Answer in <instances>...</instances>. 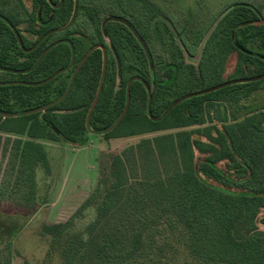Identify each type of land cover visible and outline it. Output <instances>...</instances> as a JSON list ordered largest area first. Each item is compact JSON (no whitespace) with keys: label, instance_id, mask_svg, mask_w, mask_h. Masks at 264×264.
<instances>
[{"label":"trees","instance_id":"trees-1","mask_svg":"<svg viewBox=\"0 0 264 264\" xmlns=\"http://www.w3.org/2000/svg\"><path fill=\"white\" fill-rule=\"evenodd\" d=\"M52 1L58 5L61 0ZM193 3V8L201 4ZM74 8L75 0H64L60 7L47 0H31L30 7L24 0H0V15L17 28L26 49L49 31L66 27ZM191 23L180 22L153 0H79L69 29L25 53L0 18V131L29 138L12 145L19 162L16 181L30 187L22 202L36 198V166L50 172L46 150L37 140L81 146L92 132L110 129L124 112L131 79L150 85L152 115L159 118L179 98L176 92L184 83L196 88L199 79L222 72L234 53L235 71L242 74L237 79L264 74L260 7L235 2L204 28ZM58 40L66 41L39 62ZM96 44L106 47L107 68L89 128L87 115L103 69L100 49L89 55L62 101L24 115L60 99ZM60 70L64 72L51 82L39 85ZM259 92H264V79L233 84L182 101L163 120L153 121L148 91L133 81L127 113L101 135L119 139L172 132L142 139L112 157L109 172L77 212L85 216L88 211V223L80 227L68 221L49 228L48 259L58 258L61 264H171L183 256V264H264V231L259 228L264 225V104L243 115L229 116L220 108ZM14 114L19 116L5 117ZM208 121L218 124L203 127ZM222 163L225 169L219 167ZM34 213L1 215L24 220Z\"/></svg>","mask_w":264,"mask_h":264},{"label":"rangeland","instance_id":"rangeland-1","mask_svg":"<svg viewBox=\"0 0 264 264\" xmlns=\"http://www.w3.org/2000/svg\"><path fill=\"white\" fill-rule=\"evenodd\" d=\"M24 1L30 7L31 0ZM153 1L163 6L180 22L183 23L188 19L193 24L198 23L200 28L206 27L224 7L235 2H248L260 7L264 15V0H200L201 4L198 3L197 8H193L195 0ZM24 34L29 39H34ZM188 61L190 62V59ZM236 66L237 54L234 53L228 58L222 72L199 79L200 83L196 88H191L184 83L183 87L176 92L175 98L179 97L176 100L229 81L248 79H237L242 74L236 73ZM204 68L205 71H209L208 65ZM257 76L260 75L253 77ZM262 104H264V92H259L249 100L242 99L233 105L222 104L220 108L229 116H232V113L243 115L245 111L256 110ZM216 122L208 121L203 127L212 126ZM170 132L172 131L119 139H106L101 134H89L87 143L81 146H74L63 141L37 140L46 150L50 172L41 165L36 166V198L34 202L25 204L22 201L29 193L30 187L26 184L20 185L16 181L19 162L14 157L12 145L15 139L27 141L29 138L26 135L0 131V264H61L58 258L50 261L47 257L50 241L49 228L68 221H72L74 226L84 227L91 216L88 211L85 212V216L77 212L95 190L102 175L109 172L112 157L131 146H136L142 139ZM196 157L203 156L196 152ZM219 167L225 169L226 165L222 163ZM232 189L236 190L234 187ZM30 212L35 213L31 218L24 220L4 219L1 215L11 216L16 213L29 215ZM260 217H264V211H261ZM17 228L20 229L18 233H16ZM259 228L264 231L263 224H260ZM187 260V263H193L191 258ZM171 264H183V256L176 258Z\"/></svg>","mask_w":264,"mask_h":264},{"label":"water","instance_id":"water-1","mask_svg":"<svg viewBox=\"0 0 264 264\" xmlns=\"http://www.w3.org/2000/svg\"><path fill=\"white\" fill-rule=\"evenodd\" d=\"M48 1H49V3H50L52 6H54V7H60V6L62 5V3H63L64 0H61V1H60V4H59L58 6H55V5L53 4L52 0H48ZM78 9H79V0H75L74 13H73L72 18H71L70 22L68 23V25H67L66 27H64V28H61V29H56V30H51V31H49V32L46 33V34H45V35H44V36L38 41V43H36V45H35L34 47H32L31 49H26V48H25V46H24V44H23V41H22V38H21V36H20V34H19L17 28H16L15 26H13L12 23H11L7 18H4V17H2V16H0V17H2V18L7 22V24L10 25V27L12 28V30H13V32H14V34H15L17 40H18V43H19L20 47L22 48V50H23L25 53H29V52H31V51H34V50L37 48L39 42L42 41V40H43L44 38H46L47 36H50L51 34H54V33H57V32H63V31H65V30L69 29V28L72 26V24L74 23V21H75V19H76V17H77ZM60 42H62V41L55 42V43H53L48 49H46V50L44 51V53L41 55L39 62H40V61L46 56V54L49 52V50H50L52 47L56 46V45H57L58 43H60ZM97 49H101L102 52H103V69H102V76H101V80H100V85H99L98 91H97V93H96V96H95V99H94V101H93V104H92V106H91V108H90V110H89V112H88V115H87L86 126L89 128V122H90L91 116H92V114H93V111H94V109H95V107H96V105H97V103H98L99 96H100L101 90H102V88H103V81H104L105 74H106V68H107V56H106V48H105L104 45H95V46H93V47H92V48H91V49H90V50L84 55L83 59L81 60V62L78 64V66L76 67V69H75V71H74V74H73V76H72V79H71V82H70V84H69V87H68L67 91L65 92V94H64L60 99H58V100L55 101L54 103H52V104H50V105H47V106H45V107H43V108H40V109H36V110H32V111L26 112V113H24V115H31V114L38 113V112H44V111H46L48 108H50L51 106H54V105L58 104L60 101H62V100L68 95V93L70 92V90H71V88H72V86H73L74 80H75V78H76V75H77V73L79 72L80 68H81V67L83 66V64L86 62V60L88 59L89 55H90L92 52H94L95 50H97ZM74 54H75V52L73 51V55H74ZM74 63H75V57L73 56V58H72V62H71V67L74 65ZM63 72H64V70H60V71H58V72L55 73L52 77H50V78L47 79L46 81L41 82L39 85L42 86V85H44V84H46V83L51 82L55 77H57L59 74H61V73H63ZM262 79H264V74H263V75H260V76H257V77L248 78V79H241V80H233V81H229V82H226V83H224V84H221V85L216 86V87L211 88V89H207V90H204V91H201V92H197V93L189 94V95H187V96H185V97H182V98H180V99L174 101L173 104H172V105H171V106L165 111V113H164L161 117L156 118V117H154V116L152 115V111H151V103H152V100H153V96H152V90H151L150 85H149L145 80H143L142 78L135 77V78L131 79V81L129 82V85H128L127 102H126V107H125V109H124V112L122 113V115L118 118V120L114 123V125H113L110 129H108V130H106V131H103L101 134H105V133H108V132L112 131V130L118 125V123L122 120V118L125 116V114L127 113L128 109H129V105H130V99H131V94H130V91H131V84H132V82L135 81V80H139V81H141V82L145 85V87H146V89H147V91H148V94H149L148 113H149L150 118H151L153 121H161V120H163V119L168 115V113H169L173 108H175L177 105H179L182 101H185V100H187V99H189V98H192V97H195V96H199V95L208 94V93L214 92V91H216V90H219V89L225 88V87L230 86V85H233V84L245 83V82H256V81H259V80H262ZM0 85H1V83H0ZM18 116H19V114L5 115V117H18ZM92 134H95V133L92 132Z\"/></svg>","mask_w":264,"mask_h":264},{"label":"flooded vegetation","instance_id":"flooded-vegetation-1","mask_svg":"<svg viewBox=\"0 0 264 264\" xmlns=\"http://www.w3.org/2000/svg\"><path fill=\"white\" fill-rule=\"evenodd\" d=\"M48 1V0H47ZM49 2V1H48ZM53 2V1H52ZM54 4V3H53ZM59 4H60V2H59ZM58 4V5H59ZM55 6H58V5H56V4H54ZM54 7V6H53ZM0 16H2V17H4L3 15H0ZM2 17H0V18H2ZM4 18H6V17H4ZM3 19V18H2ZM5 21V20H4ZM7 23V22H6ZM58 33V32H57ZM58 41H66V40H58ZM58 41H56V42H58ZM96 45H103V44H96ZM95 46V45H94ZM105 46V45H104ZM93 47V46H92ZM91 47V48H92ZM106 48V47H105ZM101 50V49H100ZM107 51V50H106ZM78 66V65H77ZM73 67V66H72Z\"/></svg>","mask_w":264,"mask_h":264}]
</instances>
